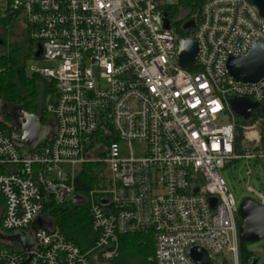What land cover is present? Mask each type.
Wrapping results in <instances>:
<instances>
[{
  "label": "built area",
  "instance_id": "2783aa9c",
  "mask_svg": "<svg viewBox=\"0 0 264 264\" xmlns=\"http://www.w3.org/2000/svg\"><path fill=\"white\" fill-rule=\"evenodd\" d=\"M179 1L0 0V38L5 26L22 27L34 55L42 47L34 75L54 84L46 100L54 131L33 153L0 101V235L34 236L29 250L0 238V264H113L120 237L136 233L153 236L154 264H198L193 248L211 264H241L239 209L222 171L264 151L236 154L229 101L264 105V80L234 83L227 62L264 46V17L248 0H194L197 12L171 16ZM178 20L194 21L192 31ZM180 38L199 50L185 67ZM244 130L246 142L260 143ZM88 163H103L109 181L83 195L76 183ZM78 196L96 236L89 250L49 214ZM38 219L47 225L34 229Z\"/></svg>",
  "mask_w": 264,
  "mask_h": 264
},
{
  "label": "trees",
  "instance_id": "16d2710c",
  "mask_svg": "<svg viewBox=\"0 0 264 264\" xmlns=\"http://www.w3.org/2000/svg\"><path fill=\"white\" fill-rule=\"evenodd\" d=\"M179 7H193L197 12L198 6L194 0H181L178 2V6L170 9L169 14L176 15ZM13 26L9 25L8 28L5 26L0 38V46L5 49V52L0 55V69H3L0 78V101L3 104L14 105L27 113L40 116L43 124L53 123V118L46 113V100L54 93V84L41 76L29 77L26 74V65L33 60L35 44L28 37L26 41L11 42ZM4 116L9 120L6 115ZM260 117L264 118V115L256 116L251 122L237 119L238 131L235 151L238 156H244L247 153V149L243 145L245 141L244 128L254 124ZM260 127L262 147L259 150L264 151V120ZM104 167L103 163L85 164L81 176L77 179L76 191L85 195L96 189L100 183L99 175ZM49 214L56 227L67 239L83 250H89L94 246L96 236L86 205L55 206L52 207ZM119 243L120 257L113 264H154L155 248L151 234L124 235L120 237ZM239 253L241 264H254L252 253L246 250V243L239 242Z\"/></svg>",
  "mask_w": 264,
  "mask_h": 264
},
{
  "label": "water",
  "instance_id": "95a60500",
  "mask_svg": "<svg viewBox=\"0 0 264 264\" xmlns=\"http://www.w3.org/2000/svg\"><path fill=\"white\" fill-rule=\"evenodd\" d=\"M248 1L264 17V0ZM163 21L165 28L169 30L171 23L167 13L164 14ZM194 25V21H189L184 25V30L193 28ZM178 43L182 49L180 64L184 67L192 64L199 52L197 44L193 40H184L182 38L178 40ZM41 57L42 47L38 44L34 58L39 60ZM227 71L234 83L246 85L260 83L264 80V46L259 41H256L247 55L231 56L227 62ZM229 106L236 119L245 122H251L256 116L264 115V106L247 98L235 97L229 101ZM2 110L18 126L22 142L31 153L43 145L54 131L52 125L42 123L40 116L27 113L14 105L3 104ZM73 202L75 205H81L84 203V199L78 196ZM214 204L215 200H213V206ZM239 216L241 219L239 225L240 242L254 243L264 237V206L246 201L239 207ZM46 225L43 219H38L34 224V229L43 228ZM2 237L0 235V238ZM23 248L29 250L30 246L26 245ZM190 255L198 264H211L208 255L201 248L191 249ZM256 262L255 260L254 263ZM24 264H27V262Z\"/></svg>",
  "mask_w": 264,
  "mask_h": 264
},
{
  "label": "rangeland",
  "instance_id": "374dc122",
  "mask_svg": "<svg viewBox=\"0 0 264 264\" xmlns=\"http://www.w3.org/2000/svg\"><path fill=\"white\" fill-rule=\"evenodd\" d=\"M190 20V17L188 19ZM27 36L23 31V28L17 25L13 26V31L10 36V41H26ZM5 52V49L0 46V55ZM38 61L32 60L29 61L26 65V74L29 77L34 76L32 68L37 65ZM42 67H47L48 64H41ZM264 118H258L251 128L258 132V142H246L244 141L243 145L247 149L248 154H256L257 151H261L262 139H261V127L260 124L263 123ZM12 124H15L13 120H10ZM246 153V154H247ZM245 154V155H246ZM222 176L226 181L228 190L233 195L237 208L246 201H251L256 204H262V199L257 195H261L264 198V158H241L238 161L233 162L227 168L222 171ZM100 183L96 189H102L103 187L108 186V171L104 167L102 172L99 175ZM249 188L254 192L249 191ZM257 193V194H256ZM241 219L239 220L240 223ZM6 235H8L6 237ZM1 238L3 242L12 245V241L16 240L17 242H22L25 246H33L34 239L33 235L28 233L23 235L22 232H16L11 234L3 233ZM246 250L249 253H252L254 260L257 261V264H264V237L254 243H246ZM138 264V263H136Z\"/></svg>",
  "mask_w": 264,
  "mask_h": 264
},
{
  "label": "flooded vegetation",
  "instance_id": "af4514ba",
  "mask_svg": "<svg viewBox=\"0 0 264 264\" xmlns=\"http://www.w3.org/2000/svg\"><path fill=\"white\" fill-rule=\"evenodd\" d=\"M177 27L180 28V29L183 31V33H189V32L192 31V28L187 29V30H184V23H183L182 20H178V22H177ZM263 106H264V105H263ZM240 223H241V221H240ZM26 234H28V233H23V235H26ZM30 234H32V233H30ZM32 235H33V234H32ZM7 236H8V235H6V237H7ZM33 239H34V236H33ZM12 245H13L14 247H16V248H22L23 246H25L22 242L20 243V242H17L16 240L12 241Z\"/></svg>",
  "mask_w": 264,
  "mask_h": 264
}]
</instances>
